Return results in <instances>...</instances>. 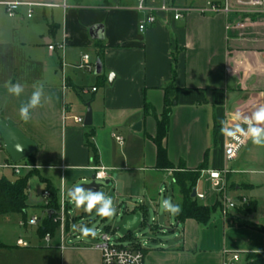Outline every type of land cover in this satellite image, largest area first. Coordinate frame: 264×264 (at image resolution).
Returning a JSON list of instances; mask_svg holds the SVG:
<instances>
[{
  "label": "crops",
  "instance_id": "obj_1",
  "mask_svg": "<svg viewBox=\"0 0 264 264\" xmlns=\"http://www.w3.org/2000/svg\"><path fill=\"white\" fill-rule=\"evenodd\" d=\"M223 1L145 0L146 10L138 11L139 0H0V11L5 13L6 3L21 4L15 16L0 26V116L14 122L36 144L30 166L45 187L52 186L59 196L63 180L69 191L77 181L90 179V167H103L110 174L108 183L121 184L117 192L114 184L113 204H124L128 212H140L145 219L147 207L155 205V194L170 196L173 171L155 168L151 138L162 112L163 90L173 83L178 89L177 101L163 141L168 161L174 168L182 164L185 170H194L207 152L206 170L226 169L227 173L217 187L200 174L194 189L203 195L198 204L211 207L222 201L228 184L235 187L230 192L233 197L255 202L257 210L258 200L250 194L258 188L255 176H264V144H255L250 138L237 157L225 163L223 143L226 127L238 120L237 113L252 116L264 107V15L246 10L224 12ZM165 2L189 11L173 20L170 14L158 11ZM207 4L220 8L211 12L206 10ZM199 9H205L204 13ZM147 13L154 14L157 23L140 32L138 24ZM95 26L102 27L100 40L90 36L89 30ZM51 44L56 46L53 51L47 48ZM60 45L62 49L57 47ZM100 49L101 73L90 77L89 71L79 67L82 57L88 56L92 65ZM9 81L24 86L20 96L8 93L5 85ZM41 84V106L25 122L19 108ZM144 101L150 106L148 113H144ZM87 105L92 122L84 127ZM138 123L140 129L135 131ZM113 136L121 138V143ZM109 140L125 144L127 155ZM8 160L2 144L0 170ZM3 171L13 175L9 180L27 173L20 176ZM52 176L58 179L56 184H52ZM128 198L137 203H125ZM170 200L174 204L175 199L170 196ZM27 204L28 208L40 207L44 219L41 195L35 200L28 196ZM217 212L204 227L192 219L174 221V227L167 221L169 230L160 229L158 234L169 233L171 238L145 242L144 264H223L231 254H238V264H242L245 254L264 252V233L230 226L220 210ZM84 215L81 212L79 217ZM3 218L7 222L15 218L19 225L20 218L24 220L20 215ZM73 218L74 224L64 227L63 241L59 226L47 233V243L42 236L43 241L59 251L60 264H101L97 244L83 242L76 233L77 216ZM152 228L158 229V225ZM16 242V249L29 248L18 247Z\"/></svg>",
  "mask_w": 264,
  "mask_h": 264
},
{
  "label": "rangeland",
  "instance_id": "obj_2",
  "mask_svg": "<svg viewBox=\"0 0 264 264\" xmlns=\"http://www.w3.org/2000/svg\"><path fill=\"white\" fill-rule=\"evenodd\" d=\"M7 21H9L8 16L6 15L5 10L2 9V12L0 11V26H2V22L4 23ZM1 37L2 27L0 28V38ZM94 63L95 60L92 61V65H94ZM88 73L90 77H94L93 72ZM93 85L95 87L97 86L96 84ZM109 144L115 147V149H117L119 152L122 151V154H124L125 152V154L127 155L124 147L125 144L122 145L124 149H121L122 146L118 145L115 140H109ZM26 163L27 158L19 162V165L22 166ZM112 175L116 177L117 173H113ZM0 177L10 179L13 177V175L8 171L0 170ZM41 177H43V175H41ZM255 179L258 188H256L250 195H254L258 200V206L257 210L254 213L247 215V220L249 222L255 223L256 225L264 227V176H255ZM57 180L58 179L55 176L51 177L52 184H56ZM89 182L90 179H86L85 181H77L71 189L82 184H88ZM96 184L100 185L98 191L105 193L108 197H111L112 200L114 199V184H116L115 192L119 191V188L121 187V184L117 183L114 180L108 184H105V181L97 182ZM44 187V181L41 180L39 176L33 175L27 180L26 194L31 200H35L42 194ZM161 187L163 190H165L164 186ZM234 188V185H231L229 188V185L227 184V188L225 191L227 195L226 198L227 201H230L233 204H237L234 207H239L241 206V200L233 197L230 194V192L234 191ZM164 199H170V196L162 192L160 193V195H154L152 200L154 201L155 205L152 204L148 206L146 212H144V215L146 213L145 225L142 224V214L140 212H128L125 209L124 204L120 205L119 207L113 204L115 213L111 216L103 217L98 215L95 209H93L92 212L89 213L86 212L83 207H77L74 201H72L68 195L66 201L69 206L70 214L75 217L77 216V220L75 222V227L77 229L76 233L80 234V236L83 238V242L87 245L95 246L97 242L93 238V236H96L98 233L103 232L105 229H109L111 231H114V234L112 236L114 240H116L118 237L123 238L130 233L132 238H134L138 244L144 247L145 242L151 243L150 238L163 240L171 238V234L169 233L165 235L158 234V230L160 229H165V232L169 230L167 221L172 224V227L175 226L173 214L163 210V208L161 207ZM124 202H127L129 203V205L133 206L135 203H137V200H135L134 198H128ZM26 211V217L24 218V220L20 218V225L18 223V220L15 218H12L10 222H7L3 217H0V264H60L61 257L59 251L53 247V244H46L42 239V235H40V229L43 222V213L41 212L40 207H30ZM233 211V209L230 210V213H233ZM81 212H85V215L83 217H79V214ZM215 213L217 214L218 212ZM33 216H36L39 219V222L36 226H29L28 222ZM155 224L158 225V229L153 228V231L150 230V227L152 228V226ZM84 228H88L91 231L85 233L83 231ZM59 234L60 233L57 231L55 233V237L57 238ZM18 239L25 242L28 241L27 243L29 245V248L16 249L14 245L16 240ZM119 243L125 246L129 244V241L122 240Z\"/></svg>",
  "mask_w": 264,
  "mask_h": 264
},
{
  "label": "built area",
  "instance_id": "obj_3",
  "mask_svg": "<svg viewBox=\"0 0 264 264\" xmlns=\"http://www.w3.org/2000/svg\"><path fill=\"white\" fill-rule=\"evenodd\" d=\"M145 0H139L137 9L138 11H144L146 10L144 5ZM21 4L18 2H9L5 4L6 14L9 18H12L15 16L19 6ZM219 6H216L214 4H207L208 11L216 12L219 10ZM221 9L224 12H228L230 10H246L250 11L256 14L264 15V0H224L223 5ZM158 11L168 13L170 14L171 18L173 20H178L182 18V14L185 12H188L189 10H182L175 6H171L169 4L162 3ZM205 9H199L198 12L203 14ZM28 17H30V14H28ZM157 23V18L152 13H147L142 20L138 24V30L140 32H143L146 30V28L154 26ZM56 46L49 45L47 48L49 51H53ZM59 49L63 48V45L57 46ZM82 69H85L89 72L92 71L93 66L90 65L88 61V56L82 57V64L79 66ZM94 91V90H92ZM245 117V116H243ZM247 117H251L247 115ZM74 121L76 123H80L81 120L79 118H74ZM239 124L240 128L245 129V131L248 128V125L246 123H243L241 120H236L234 123L228 125L226 127V130L224 132V143H223V159L225 163L232 162L239 152L245 148L250 140V136H244L242 135L239 130L236 128V125ZM114 139L117 142L121 143V138H118L116 136H113ZM0 148H2V143L0 142ZM1 169L3 170H9L15 175H19L21 172H28L32 169L30 165H22L20 166L19 163H12L7 162L1 166ZM92 172L91 177H93V180L95 183L97 182H108L110 179V174L108 172V169L103 167H97L92 166L89 168ZM227 173L226 169L220 170V171H212V170H206L202 171L201 174L206 175L211 181L214 182V186L217 187L219 185V181L223 178V176ZM64 181V180H63ZM62 181V187L59 192L58 196V203H57V209L54 211H51L52 215V222L60 227L61 232V239L63 241V232L64 227L67 223L70 225L74 224V218L69 212V206L67 203V193L68 190L64 189V182ZM100 187V185H99ZM195 198L198 200L203 199L202 194H195ZM51 200L50 192L47 189H44L41 194V202L45 209V217L50 212V209L48 208L49 203ZM241 203H246V200H242ZM221 216L225 218L227 214L230 212V210L234 209V204L230 201H227V198L224 197L221 201ZM39 222V219L36 216H33L30 218L28 225L29 226H36ZM142 223L144 225L146 222L142 220ZM152 230L153 228L150 227ZM114 231H111L109 229H105L103 232L98 233L96 236H94V239L97 242V248L101 255V264H144V255L142 253V245L139 244V249H133L130 247V243L127 245H122L121 242L123 238L118 237L116 240L113 239ZM44 241L47 243L49 239V235L46 233L43 237ZM16 245L18 247H27L28 244L22 240H18L16 242ZM64 247H61V250ZM239 256L238 254H231V256L228 258V260L224 261L223 264H238Z\"/></svg>",
  "mask_w": 264,
  "mask_h": 264
},
{
  "label": "trees",
  "instance_id": "obj_4",
  "mask_svg": "<svg viewBox=\"0 0 264 264\" xmlns=\"http://www.w3.org/2000/svg\"><path fill=\"white\" fill-rule=\"evenodd\" d=\"M102 54L103 52L100 49V51H98L99 61H101ZM163 92L162 112L160 113L159 118H156L155 120V134L154 137L151 138V141L156 149L155 168L158 170L173 171L169 192L170 196L175 199L174 204L179 205L181 208L179 214H174L175 222L181 223L185 220L192 219L196 221L198 225L204 227L209 223L212 215L217 212V210H221L222 207L220 200H218L213 206L206 207L199 205L196 198H191L192 191L195 189L196 182L198 181L201 172L207 168V152L204 155L202 163H200L194 170H185L182 164H179L177 168H174L168 161L163 141L168 132L169 119L173 105L177 101L178 89L173 83H171L164 88ZM143 110L144 113H148L150 110L149 104L145 101L143 103ZM217 129L218 128L214 130V142L219 132ZM87 144L90 151L93 153L94 159H96V152L94 148L88 142ZM31 155L27 157L26 164L32 166L33 162L31 160ZM9 161L10 160H8V162ZM35 173V170L28 171L24 176L18 177L14 180L0 177V217L20 215L24 218L25 211L28 208L26 184L27 180L35 175ZM45 189L50 192L51 200L48 206L50 212L46 217H44L41 225L40 235L42 236L57 227V225L52 222L51 211L57 209L58 193L48 184H46ZM255 211L256 203L248 201L246 204L241 203V206L234 208V213H228L225 218L230 226L247 227L264 233V227L247 220V215L252 214ZM143 220L146 222L145 219ZM142 224L144 225V223ZM123 240H128L131 248L139 249V244L134 238H132L130 233L127 234V236H124ZM142 253L144 255V249H142ZM242 264H264V252L245 254Z\"/></svg>",
  "mask_w": 264,
  "mask_h": 264
},
{
  "label": "clouds",
  "instance_id": "obj_5",
  "mask_svg": "<svg viewBox=\"0 0 264 264\" xmlns=\"http://www.w3.org/2000/svg\"><path fill=\"white\" fill-rule=\"evenodd\" d=\"M5 87L10 95H15L17 97L24 91V86L19 82L13 83L9 81ZM42 98H44V90L41 84L35 87L28 102L21 105L19 108L20 118L25 122L29 121L31 119V111L41 106ZM237 119H242L243 123L248 125L246 131L240 128L239 124L236 125V128L242 135L250 136L255 144H264V127L259 126L264 124V107H260L251 117H241V115L237 113ZM67 195L74 201L77 207H83L86 212L90 213L95 209L96 213L103 217H108L115 213L112 198L101 191L77 186L69 190ZM161 207L163 210L172 214H179L181 211L180 206L173 204L170 199H164ZM83 231L87 233L91 230L84 228Z\"/></svg>",
  "mask_w": 264,
  "mask_h": 264
},
{
  "label": "water",
  "instance_id": "obj_6",
  "mask_svg": "<svg viewBox=\"0 0 264 264\" xmlns=\"http://www.w3.org/2000/svg\"><path fill=\"white\" fill-rule=\"evenodd\" d=\"M102 27L95 26L89 30L90 36L94 40H100L103 37ZM102 70V65L99 60L94 64V75H99ZM113 76L110 75L108 78L109 84L112 83ZM92 116L90 107L87 105V111L84 116L83 126L88 127L91 125ZM135 131L140 129V123H138L133 128ZM0 141L3 144V149L8 159L12 163H18L29 155H31L36 150V144L28 138L18 127L17 125L8 119H3L0 116ZM105 184H108L106 182ZM85 188H91L92 190H99V185L96 184L93 180V177H90V182L88 184L80 185ZM195 190L192 191L191 198H195ZM50 215V214H49Z\"/></svg>",
  "mask_w": 264,
  "mask_h": 264
}]
</instances>
